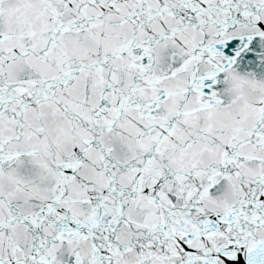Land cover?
<instances>
[{"label":"snow or ice","instance_id":"obj_1","mask_svg":"<svg viewBox=\"0 0 264 264\" xmlns=\"http://www.w3.org/2000/svg\"><path fill=\"white\" fill-rule=\"evenodd\" d=\"M0 264H264V0H0Z\"/></svg>","mask_w":264,"mask_h":264}]
</instances>
